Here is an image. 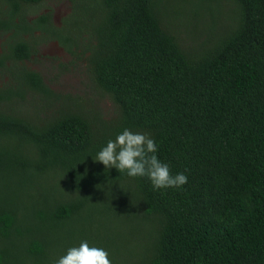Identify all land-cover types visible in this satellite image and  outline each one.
<instances>
[{
    "label": "trees",
    "instance_id": "1",
    "mask_svg": "<svg viewBox=\"0 0 264 264\" xmlns=\"http://www.w3.org/2000/svg\"><path fill=\"white\" fill-rule=\"evenodd\" d=\"M42 1L0 0V264H53L84 240L112 264H264V0H90L75 34ZM51 41L87 55L84 95L25 65ZM125 128L187 183L154 189L94 161Z\"/></svg>",
    "mask_w": 264,
    "mask_h": 264
},
{
    "label": "rangeland",
    "instance_id": "2",
    "mask_svg": "<svg viewBox=\"0 0 264 264\" xmlns=\"http://www.w3.org/2000/svg\"><path fill=\"white\" fill-rule=\"evenodd\" d=\"M76 2L79 3L81 9L70 16L69 14L72 11L70 0H43L39 8L41 12H52V20L55 26L61 27L64 24V34H75L82 29L83 22L88 20L86 14H90V11L84 10L85 7L90 5V0H76ZM219 13L218 22H211L205 31L208 37L216 33L212 36L210 45L215 43L221 32L233 28V22L236 19L235 14L238 11L229 6L221 7ZM179 31H181L180 36L184 38L183 41L190 44L192 41H190V37L186 32ZM80 51L82 52L81 48ZM76 52L78 53L79 50H76ZM86 56V54H83L82 58L74 57V55L66 52L60 43L51 41L41 45L39 53L25 62V65L34 71L40 72L43 80L55 91L64 94L84 95L85 92L89 91L86 87L89 81L86 70L87 64L85 63ZM7 82H9L8 78L3 79L0 77V87ZM100 108L105 117L108 118L112 115V105L107 97L100 100ZM156 224V220L148 216L138 202V228L144 231L148 239L151 238ZM144 243L147 244V241Z\"/></svg>",
    "mask_w": 264,
    "mask_h": 264
},
{
    "label": "clouds",
    "instance_id": "3",
    "mask_svg": "<svg viewBox=\"0 0 264 264\" xmlns=\"http://www.w3.org/2000/svg\"><path fill=\"white\" fill-rule=\"evenodd\" d=\"M156 152L157 143L148 133L125 128L99 150L94 161L103 164L105 169L115 168L129 177L146 176L154 189L181 187L187 183V176L184 173L172 175L169 165L161 162ZM53 264H112V261L105 249L90 246L84 240L79 246L68 248L66 254Z\"/></svg>",
    "mask_w": 264,
    "mask_h": 264
}]
</instances>
